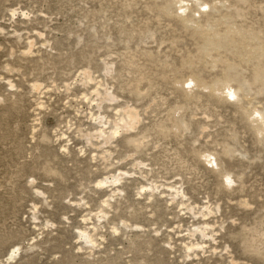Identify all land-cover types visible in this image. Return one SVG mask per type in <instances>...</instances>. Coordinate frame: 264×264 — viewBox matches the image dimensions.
Listing matches in <instances>:
<instances>
[{"label":"rangeland","instance_id":"obj_1","mask_svg":"<svg viewBox=\"0 0 264 264\" xmlns=\"http://www.w3.org/2000/svg\"><path fill=\"white\" fill-rule=\"evenodd\" d=\"M151 3L0 0V264H264V144L239 112L264 78L238 103L176 91L162 63L195 42ZM223 14L264 40V0L200 22Z\"/></svg>","mask_w":264,"mask_h":264},{"label":"bare ground","instance_id":"obj_2","mask_svg":"<svg viewBox=\"0 0 264 264\" xmlns=\"http://www.w3.org/2000/svg\"><path fill=\"white\" fill-rule=\"evenodd\" d=\"M213 1L214 0L211 2L206 0H155V3H151V6L154 7L153 10L157 12L155 18L161 19L159 21H163L164 19L170 18V14H172L180 23L181 29L185 30L189 38L192 39L191 41L195 42L194 50H184L185 48L179 50L180 48L178 46L179 49L177 52L182 54L180 67L177 70L167 71L165 68L170 67L172 62H163L161 69L162 75H165L164 79H170L171 86L176 91H181L184 96H197L195 89H199L201 92H207L211 97L218 98L220 103L235 101L238 103L240 102V97L252 98L254 94H257V84L264 78V40L261 37V31H258L257 33L259 34H257L253 29H245L244 25L238 24L237 15L223 14L221 17L219 16L220 18L218 17L219 20L210 21L208 19L205 24L201 23L200 17L207 14L211 9V3ZM148 8H150V6ZM188 11L192 13L189 17L187 15ZM165 21L166 20H164V22ZM145 33H147L148 39H154L155 32L148 29ZM182 36L184 37V35ZM183 39L179 34L178 36H174L170 40L171 42H169L177 46L184 41ZM142 43L146 44L145 42ZM161 43L163 44L164 42ZM251 65L253 74L252 77H248L245 73H247L248 67ZM198 66L201 68L198 69ZM218 69H220V71L216 72ZM260 72L263 73V76ZM86 75L90 74L86 73ZM262 86H264V83ZM113 99L111 94H106L105 100L111 102ZM255 102V99L248 100L247 105L240 107L239 112L249 122L257 142L259 144H264V105H259ZM175 113H178V110H176ZM133 116L131 117L130 115L128 122L115 126L116 130L118 131L120 128H126L125 130L134 129L135 125L138 123V119ZM115 135L116 131L105 139L106 142L111 141ZM225 149H227V147ZM199 155L201 156V153H199ZM203 156L208 164L212 166L217 165L216 155L214 153ZM221 175L227 178L225 184L233 183L231 174L225 172ZM116 179L117 177L115 180ZM14 253L15 251H13L10 256L13 257Z\"/></svg>","mask_w":264,"mask_h":264}]
</instances>
